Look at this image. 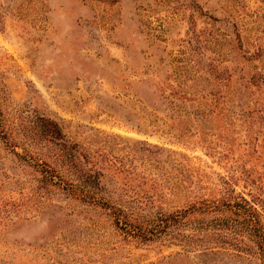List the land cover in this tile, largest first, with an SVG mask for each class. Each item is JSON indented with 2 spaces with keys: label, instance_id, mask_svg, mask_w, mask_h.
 Here are the masks:
<instances>
[{
  "label": "rangeland",
  "instance_id": "rangeland-1",
  "mask_svg": "<svg viewBox=\"0 0 264 264\" xmlns=\"http://www.w3.org/2000/svg\"><path fill=\"white\" fill-rule=\"evenodd\" d=\"M0 111V264H263L188 212L264 229V0H0Z\"/></svg>",
  "mask_w": 264,
  "mask_h": 264
},
{
  "label": "trees",
  "instance_id": "trees-1",
  "mask_svg": "<svg viewBox=\"0 0 264 264\" xmlns=\"http://www.w3.org/2000/svg\"><path fill=\"white\" fill-rule=\"evenodd\" d=\"M3 120L4 119L2 118V112L0 111V125L2 126L1 132L3 138L5 139L7 145L10 146L11 149L15 150L17 144L20 143L19 141L17 143L15 139L16 136L8 131ZM39 127L42 130L40 132L44 135L47 134L51 141H55L56 143L59 142L63 147H70L65 141L61 140V128L56 121L43 118L40 120ZM25 136L28 137V135ZM22 148L25 149L24 145H22ZM25 151H27V149H25ZM15 152L21 158L27 159L26 153L23 154L17 151ZM57 155L61 159H63V161H65L64 158L60 156V154L57 153ZM65 156L68 157V155ZM68 164L71 166V168H69L71 172L78 174V178L81 179V182L78 181L76 184H67L65 182L64 184H67V186L63 185L64 189L81 191L83 195L92 194L90 192V187H92L96 183V179L91 174H86L84 176L77 173L78 171L76 166L73 165V163ZM43 165L44 164L41 163V167H43ZM62 175V172L55 167H49V169H45L44 176H46L47 179H50V182L61 184L58 181L62 179ZM190 209L191 210L188 213H201L200 217H195L190 223H194L197 221L202 228L208 229V231L204 233V235H202L200 238L205 236L210 240L222 239L230 241V244L235 248L258 253L261 256L264 264V229L262 227L260 212L250 200L244 197H238L233 193L232 195H227L224 199H220L217 201H202L198 205L195 204L190 206ZM188 213L169 215V217L167 216L165 218H162L159 221V224L163 223L167 226L169 225L170 221L177 223V221L179 220L180 224H182L184 223L183 220L186 218ZM143 232L144 231H141L142 234H144ZM244 235H246L248 241H245Z\"/></svg>",
  "mask_w": 264,
  "mask_h": 264
}]
</instances>
